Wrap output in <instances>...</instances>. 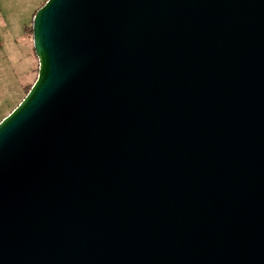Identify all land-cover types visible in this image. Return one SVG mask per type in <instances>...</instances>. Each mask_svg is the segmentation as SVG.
I'll use <instances>...</instances> for the list:
<instances>
[{
    "label": "water",
    "instance_id": "obj_1",
    "mask_svg": "<svg viewBox=\"0 0 264 264\" xmlns=\"http://www.w3.org/2000/svg\"><path fill=\"white\" fill-rule=\"evenodd\" d=\"M0 121V264H264V0H46Z\"/></svg>",
    "mask_w": 264,
    "mask_h": 264
},
{
    "label": "rangeland",
    "instance_id": "obj_2",
    "mask_svg": "<svg viewBox=\"0 0 264 264\" xmlns=\"http://www.w3.org/2000/svg\"><path fill=\"white\" fill-rule=\"evenodd\" d=\"M45 2L0 0V121L22 101L37 78L39 63L31 28L34 14Z\"/></svg>",
    "mask_w": 264,
    "mask_h": 264
},
{
    "label": "trees",
    "instance_id": "obj_3",
    "mask_svg": "<svg viewBox=\"0 0 264 264\" xmlns=\"http://www.w3.org/2000/svg\"><path fill=\"white\" fill-rule=\"evenodd\" d=\"M28 28H29V27H28ZM31 32L33 33V30H32V28H31ZM31 32H30V33H31ZM31 87H32V86H31ZM29 90H30V89H29ZM27 93H28V92H27Z\"/></svg>",
    "mask_w": 264,
    "mask_h": 264
}]
</instances>
